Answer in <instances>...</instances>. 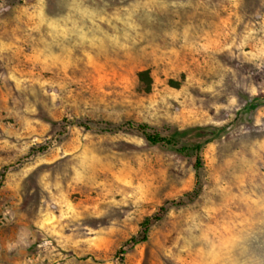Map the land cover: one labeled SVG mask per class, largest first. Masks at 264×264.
<instances>
[{
    "label": "rangeland",
    "instance_id": "1",
    "mask_svg": "<svg viewBox=\"0 0 264 264\" xmlns=\"http://www.w3.org/2000/svg\"><path fill=\"white\" fill-rule=\"evenodd\" d=\"M0 264H264V0H0Z\"/></svg>",
    "mask_w": 264,
    "mask_h": 264
},
{
    "label": "trees",
    "instance_id": "2",
    "mask_svg": "<svg viewBox=\"0 0 264 264\" xmlns=\"http://www.w3.org/2000/svg\"><path fill=\"white\" fill-rule=\"evenodd\" d=\"M140 78L141 81L145 85L146 91H149L152 86V78L150 76L149 71H142L140 72ZM129 126L131 128H135L136 130L142 132L145 136V138L152 144L155 145H161V146H171L173 147L176 151L179 153H188L192 149L198 153L197 161H196V166L197 168H200L202 163H201V156L199 154V151L202 147V145H196L194 147H190L185 144H181L180 140L183 136L187 134V131H176L174 134L171 136H164L159 132L151 131L150 126L146 123H135V122H128ZM145 229H144V239L147 237V232L150 226V219H147L144 222Z\"/></svg>",
    "mask_w": 264,
    "mask_h": 264
},
{
    "label": "bare ground",
    "instance_id": "3",
    "mask_svg": "<svg viewBox=\"0 0 264 264\" xmlns=\"http://www.w3.org/2000/svg\"><path fill=\"white\" fill-rule=\"evenodd\" d=\"M249 187V186H248ZM236 204H237V202H236ZM243 205V204H242ZM240 206H241V204H240ZM244 206V205H243ZM243 209V208H242ZM231 214V213H230ZM236 220V219H235ZM237 221H238V219H237ZM246 223V222H245ZM237 226V225H236ZM234 228V227H233ZM238 229V228H237ZM231 231V230H230ZM231 242V241H230ZM226 247H227V245H226ZM230 247V246H229ZM228 248V247H227ZM232 248V247H231ZM230 248V249H231ZM229 249V248H228ZM232 250V249H231Z\"/></svg>",
    "mask_w": 264,
    "mask_h": 264
}]
</instances>
